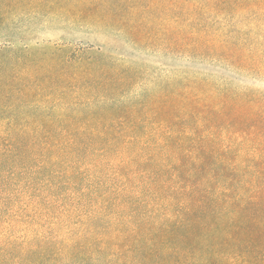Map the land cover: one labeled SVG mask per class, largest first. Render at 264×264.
Masks as SVG:
<instances>
[{"label": "trees", "instance_id": "16d2710c", "mask_svg": "<svg viewBox=\"0 0 264 264\" xmlns=\"http://www.w3.org/2000/svg\"><path fill=\"white\" fill-rule=\"evenodd\" d=\"M53 7L180 65L0 40V264H264V0Z\"/></svg>", "mask_w": 264, "mask_h": 264}, {"label": "rangeland", "instance_id": "374dc122", "mask_svg": "<svg viewBox=\"0 0 264 264\" xmlns=\"http://www.w3.org/2000/svg\"><path fill=\"white\" fill-rule=\"evenodd\" d=\"M9 16V20L11 19V22L15 23V27L8 29L6 26L0 33V40L11 39L14 47L22 45L31 50L46 51L56 44L73 46L80 44L82 47L93 45V52L99 51L107 59L125 61L135 67H140L146 73H153L162 78L169 75L173 65H180L163 55L144 53L140 51L141 47L138 50L119 33L114 34L113 31H109L103 26H101L102 28L91 26V24L74 19L68 14H59L55 7L39 13L36 9L16 8ZM23 236L22 233L18 235L21 238ZM5 250L12 251L10 247ZM18 250L16 248L14 254ZM15 257L8 258L10 260L7 264H23Z\"/></svg>", "mask_w": 264, "mask_h": 264}]
</instances>
